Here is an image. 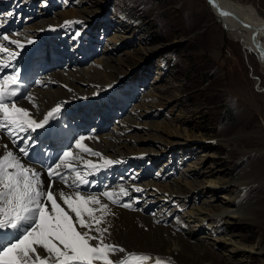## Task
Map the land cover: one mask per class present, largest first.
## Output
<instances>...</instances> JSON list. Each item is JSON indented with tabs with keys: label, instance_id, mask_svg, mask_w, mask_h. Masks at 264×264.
<instances>
[{
	"label": "rangeland",
	"instance_id": "374dc122",
	"mask_svg": "<svg viewBox=\"0 0 264 264\" xmlns=\"http://www.w3.org/2000/svg\"><path fill=\"white\" fill-rule=\"evenodd\" d=\"M29 1L22 2L25 4ZM55 1L46 0L48 5H53ZM241 1L253 5L264 18V0ZM41 2L35 0L34 8L42 10L44 4ZM60 2L67 9L55 11L54 15L48 14L49 10L35 14L32 2L25 4L22 12L25 14L24 9H27V13L35 17L30 19L35 28L43 23L42 19L38 21L39 16H43L46 21L54 17L58 20L59 13L70 10L84 21L89 28L86 30L87 41L97 47L93 58L98 65L79 67V61L73 59L86 81L81 86L83 91L91 86L88 80L96 67L103 68L107 80L111 65L115 66L112 71L115 68L122 70L115 80L116 83L120 81V85L114 94L121 102L131 100L126 107L125 103L120 106V109L133 111L129 114L134 118L131 124L135 126V134L140 133L138 136H141L143 144H138L136 135L133 137V132H129L130 122L127 121L121 120L120 130L109 133L108 137L113 136L122 150L135 152L142 151L137 148L147 150L148 147L147 151L159 154L160 162L155 168L157 171L160 167L162 172L167 167L171 170V166L175 168V162L184 153L189 155V160L184 159L186 166L179 165V171L174 172L176 179L181 184L190 181L194 177L191 174L193 169H189L187 164L195 162L197 175L213 179L220 188L212 194L206 193L204 197L202 193L198 194L197 200L200 199V202L202 197H207L210 204L227 208L241 192L238 204L244 202L246 205L251 201L254 206L249 212L256 211L262 221L259 220L261 227L236 215H232L228 222L222 220L221 216L212 215L210 220L205 221H215L214 225H219L220 233L226 237V240H222L224 242L212 247V257L219 264H264V251H261L264 247V93L259 89L264 88V74L257 55L223 28L216 20L208 0ZM0 5V8L4 7ZM30 15L26 18H30ZM15 19L20 22L17 16ZM108 38L113 43H109L112 46L110 48L100 40ZM104 47L107 49L102 53L100 50ZM130 73L138 77V82L140 79L146 80L147 85L145 81L143 84L130 83ZM259 78L261 82L258 85ZM139 85L147 86L144 95L137 88L133 89V86ZM89 90L92 91V87ZM133 102H138L136 107ZM101 103L97 105L98 109ZM142 111L148 117H141ZM158 121L172 124L175 134L169 137L181 142L168 145L150 137L151 133L155 137L162 135L160 130L152 129L149 125ZM95 130L96 134H100L99 127ZM199 133L205 138L198 136L192 140L191 135L197 136ZM185 141L189 143L185 145ZM125 162L138 164L135 161ZM181 172H185L186 176H182ZM171 183L170 187L176 190L175 183ZM196 194L191 192L190 196ZM187 222L198 227L203 234L210 230L208 227L211 225L207 226L208 223L198 224L192 218ZM179 227L181 230L176 231L177 235H184L185 231ZM237 243L240 249H236ZM177 251L181 252L179 248Z\"/></svg>",
	"mask_w": 264,
	"mask_h": 264
},
{
	"label": "bare ground",
	"instance_id": "6f19581e",
	"mask_svg": "<svg viewBox=\"0 0 264 264\" xmlns=\"http://www.w3.org/2000/svg\"><path fill=\"white\" fill-rule=\"evenodd\" d=\"M208 2L216 20L223 26V28L230 32L236 39L240 40L247 50H251L257 55L258 61L261 65V71L264 74V18L260 16L259 12L253 5L246 4L241 0H208ZM24 10L26 11L27 9ZM70 11L59 13L58 20L54 17L46 21L42 18L43 16H39L40 18L38 21L42 19L43 23H39L36 28L44 25L45 29L41 30L44 34L50 26L56 25L55 23L58 21L63 20L64 18L68 19L73 17V14ZM222 13H226V15ZM32 18L35 17L32 15L29 20ZM6 26L7 25H3V27L0 28V33L3 32V29ZM113 41L116 42V40ZM8 62V54L3 58H0V63ZM12 63H16V61H12ZM71 63L76 67L74 69V74L73 71L71 73L68 71L67 76L59 74L61 75V77H59L60 82L65 85H60L63 88L60 86L54 87L56 90H52V87L46 88L45 90L38 91V98L29 99L22 103L23 107L30 110V116L36 119H42L43 115L57 104H61L62 111L67 105L68 99H78L76 102L81 103L89 98L83 96L73 97L76 96L77 93L83 92L81 86L83 85L82 83L85 81V78L83 79L80 68H78L77 64L75 62ZM112 67L115 66L111 65L109 70L107 69L109 71V80L106 79L107 75L103 73V68L100 69L96 67V71L92 72L93 74L90 75L88 81H90L91 87L96 93L103 90L107 84L110 83V80L115 81L118 74H122V70L115 68L116 70L112 71ZM9 70L10 68L0 72V76L2 77L3 75L10 74ZM89 74H91V72ZM260 82L259 78L257 81L258 85ZM259 89L264 93V88L261 89V87H259ZM64 96H66V98H64ZM88 103H90L89 109L91 110L89 114L86 115V118L95 115L96 110H98V113L100 111V108H95L93 105V100H89ZM143 111L140 113V116L143 118L144 116L148 117ZM0 119H2V114H0ZM70 119L71 118H67L60 114L55 120L51 121L54 125L52 134L48 135L46 138L45 134L41 133L40 140L43 141L48 149L49 156L56 158V156L61 154L64 150L70 149L74 156L71 163L75 166H79L82 174H86V169L84 167L86 161L91 160L96 163L98 167L103 165V160L105 158L119 161V163H115L107 168H101L100 171L88 176V178L94 180L95 183L91 186H82L80 189L82 194L95 193L102 202L109 204L112 214L105 217L107 223L102 225V227H109L110 225L109 232L111 233V236L106 242L117 244L126 250L125 253H118L110 258L114 260L118 258H127L129 253H136L147 254L150 256V259L143 261L142 264H155L157 257L165 258L164 264H219L218 261L212 257L214 256L212 247L218 245L222 240H226V237L220 233L221 227L219 225H214L215 221H209L207 222V226L211 225L208 227L210 230L203 234L200 229L198 230V227L187 222L190 218L196 219L199 224L201 222H206V219L210 220L212 215H216L217 217L221 216L224 221L229 220L232 215H236L240 219H248L261 227L262 221L259 219L256 211L253 210L252 212H249L254 206L251 205V201L246 205H244V202L238 204V195L241 194V192L236 195L235 200L232 202L233 204L227 208H220L216 205H212L206 200L207 197L203 198L206 193L212 194L215 189L219 190L220 188L217 185V182L213 179L202 178L197 175L195 162H189L187 164L188 168L190 167L193 169L191 174H193L194 177L191 180L189 179L190 181H183L184 183L181 184L179 182L180 180L173 179L172 181L176 185V190L169 186L168 180L163 181V187H157L156 194H152L153 190H149L148 188L149 183H143V181L140 180V173L142 171L138 172L139 164L126 163L120 157L121 153H127V150L128 153H130L131 150H122V148H120L121 145L120 147L117 145V140L113 136L104 137L103 132L96 134L97 131L95 128H90L87 124L76 126ZM121 120L123 122H130L129 132H133V137L136 135L135 140L138 139L136 140L138 144H143L141 136H138L140 133L135 134V126L131 124V122L134 121V118L128 114L127 117H121ZM149 125L153 127L152 129L160 130L162 132V135L156 137L151 133L149 134V136L151 135L150 137L160 139L165 143H168V145H172L175 142H181L169 137L170 135L175 134L173 132V126L169 122L158 121ZM117 130H120V126H118ZM21 135L23 134L21 133ZM33 135L36 134L34 133ZM81 135L85 137L82 141L84 149H91L99 152L101 153L100 157L92 156L89 151L82 150L75 146V138ZM198 136L202 139L205 138L202 133H199L197 136L192 134L191 138L194 140ZM184 143L186 145L189 141H185ZM4 144H7L11 148L9 137L3 136L0 138V147ZM141 149L146 150L144 148H137V150ZM182 158L187 159L186 155ZM149 159L157 162L156 158L153 160L152 154L149 155ZM36 167L40 168V165L36 164ZM90 167V165L87 166L88 169ZM193 171L195 173H193ZM69 175L70 179H74V173ZM120 187H124L128 191L127 196L119 194ZM67 191L71 190L67 189ZM105 191H113L116 193L114 199L119 201V203L113 204L108 201L106 197L99 195ZM167 191H169V195L171 196L176 194L183 195L184 200H186L185 202L188 201V208L184 209L183 212L175 211L173 207H175L176 199L172 200V198L166 194ZM191 192L197 194L190 196ZM198 194L203 196L201 202L200 199L197 200V198H199V196L197 197ZM162 198L167 199V201L163 202ZM159 200H161V202H159L161 206L159 211L151 213L150 209L154 207ZM168 201L173 202L172 207L166 206ZM124 203L131 204V207L125 208L120 206ZM185 212L187 221L182 217V213ZM97 215H99V213H97ZM179 226L185 231L184 235H177L178 232H176V227L178 228ZM239 243H237L236 249L241 248ZM178 248L181 252L177 251ZM261 251H264V247ZM167 258H170V260ZM95 264H102V262H95Z\"/></svg>",
	"mask_w": 264,
	"mask_h": 264
},
{
	"label": "snow or ice",
	"instance_id": "6c2138e0",
	"mask_svg": "<svg viewBox=\"0 0 264 264\" xmlns=\"http://www.w3.org/2000/svg\"><path fill=\"white\" fill-rule=\"evenodd\" d=\"M12 35L17 34L0 33V53L9 56L8 63H0V72L11 69L10 74L0 77V138L7 136L11 142V148L7 144L0 147V264H142L149 260V255L136 253H129L127 258H110L126 250L106 242L111 236L110 225H102L107 223L105 217L112 214L109 204L95 193L82 194L80 190L95 183L88 176L119 161L105 158L100 167L86 161V174H82L81 168L71 163L74 156L68 149L48 163L52 158L39 134L44 133L46 138L52 134L51 121L61 114V104L52 107L42 119L33 118L28 108L18 106L20 99H29L30 94L23 93L21 68L12 61L24 55L26 44L34 41L27 40L25 44L10 39ZM84 139L83 135L76 137L75 146L100 157L101 153L84 149ZM71 173L74 179H70ZM57 185H62L59 191ZM119 194L127 196L128 191L120 187ZM99 195L119 203L113 191ZM120 206L130 208L131 204ZM164 260L157 257L155 264H164Z\"/></svg>",
	"mask_w": 264,
	"mask_h": 264
}]
</instances>
